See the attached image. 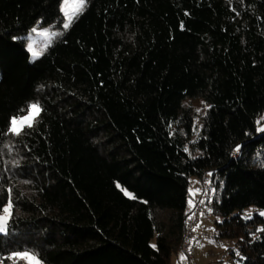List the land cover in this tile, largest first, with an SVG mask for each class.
<instances>
[{
	"label": "trees",
	"instance_id": "1",
	"mask_svg": "<svg viewBox=\"0 0 264 264\" xmlns=\"http://www.w3.org/2000/svg\"><path fill=\"white\" fill-rule=\"evenodd\" d=\"M62 1L0 0V264H172L205 174L229 264H264V0Z\"/></svg>",
	"mask_w": 264,
	"mask_h": 264
},
{
	"label": "rangeland",
	"instance_id": "2",
	"mask_svg": "<svg viewBox=\"0 0 264 264\" xmlns=\"http://www.w3.org/2000/svg\"><path fill=\"white\" fill-rule=\"evenodd\" d=\"M62 6H63V1H62ZM33 29H35V31H33ZM33 29L26 36L27 46L28 48L29 46H31L33 50H35L38 53H41L43 50L42 45L45 44L51 36H53L51 35V33H54L56 30L48 27H43L40 24V22L37 23ZM46 31L49 32V35L47 36L43 34ZM209 185H210L209 194L213 195L215 192L214 185L211 181ZM255 213L261 215V213H264V209L250 207L242 214V217L248 219L251 218ZM0 215H4V212L2 211ZM261 216L264 217V215ZM216 218L217 217L207 212V210L205 209L199 224L200 227H198L199 233L196 239V241H198L199 243L200 254L203 253L200 258L202 262H204V264H229L230 260H228L227 258L228 251L235 247L236 241L232 239H221V240L215 239L214 232H215ZM219 219L222 220V218ZM23 261L27 264L26 260Z\"/></svg>",
	"mask_w": 264,
	"mask_h": 264
},
{
	"label": "snow or ice",
	"instance_id": "3",
	"mask_svg": "<svg viewBox=\"0 0 264 264\" xmlns=\"http://www.w3.org/2000/svg\"><path fill=\"white\" fill-rule=\"evenodd\" d=\"M87 7V0H63L62 12L66 18V21L63 24V28L67 29L71 26L72 22L75 19H78L79 16L83 13L85 8ZM35 31V29H33ZM44 35H49V32H44ZM51 35H57V33H51ZM29 50L32 52L33 59L38 58L40 53L36 52L29 46ZM43 109L38 104H33L29 106L28 114L23 117H13L10 122L9 131L14 135H21L24 132L25 128H32L34 124L37 122L40 113ZM260 131H264V128H261ZM187 151V149H185ZM239 151V148L236 149ZM131 197L130 193H125ZM192 202L190 201V204ZM12 203L9 201L6 207L3 208L4 215H0V232H7L9 221L12 217ZM264 215V213H261ZM191 218V217H190ZM13 260L23 259L27 261V264H42V262L38 259V257L29 252L15 253L12 257ZM183 259V256H182Z\"/></svg>",
	"mask_w": 264,
	"mask_h": 264
},
{
	"label": "built area",
	"instance_id": "4",
	"mask_svg": "<svg viewBox=\"0 0 264 264\" xmlns=\"http://www.w3.org/2000/svg\"><path fill=\"white\" fill-rule=\"evenodd\" d=\"M209 183L210 176L208 174H205L200 180L191 183L190 189L192 190L193 194L194 206L191 213L187 217L185 233L181 244V252L184 257L182 264H200L195 261L191 246L192 239L195 236L194 229L200 221L201 215L205 208Z\"/></svg>",
	"mask_w": 264,
	"mask_h": 264
},
{
	"label": "crops",
	"instance_id": "5",
	"mask_svg": "<svg viewBox=\"0 0 264 264\" xmlns=\"http://www.w3.org/2000/svg\"><path fill=\"white\" fill-rule=\"evenodd\" d=\"M194 181H196V180H194ZM193 181V182H194ZM192 203H191V207H192ZM201 221V220H200ZM199 224H200V222L198 223V225L195 227V236L193 237V239H192V252H193V255H194V258H195V260L198 262V263H200V264H204V262H202V260H201V256H202V254L203 253H201L200 254V247H199V243H198V241H196V239H197V235H198V233H199V231H198V227H200L199 226ZM204 230V229H203ZM194 239H195V241H194ZM182 253H178V254H176L175 256H174V258H173V262H172V264H182V261H183V259H184V257H183V259H182Z\"/></svg>",
	"mask_w": 264,
	"mask_h": 264
}]
</instances>
